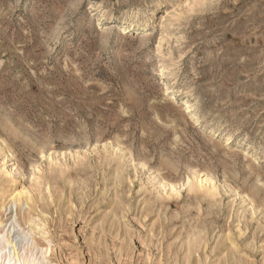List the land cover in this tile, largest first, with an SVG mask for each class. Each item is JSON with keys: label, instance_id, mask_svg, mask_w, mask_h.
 <instances>
[{"label": "rangeland", "instance_id": "374dc122", "mask_svg": "<svg viewBox=\"0 0 264 264\" xmlns=\"http://www.w3.org/2000/svg\"><path fill=\"white\" fill-rule=\"evenodd\" d=\"M0 232L48 264H264V0H0Z\"/></svg>", "mask_w": 264, "mask_h": 264}, {"label": "bare ground", "instance_id": "6f19581e", "mask_svg": "<svg viewBox=\"0 0 264 264\" xmlns=\"http://www.w3.org/2000/svg\"><path fill=\"white\" fill-rule=\"evenodd\" d=\"M131 27H132V25H131ZM165 89H167V88H165ZM187 105H186L187 106L186 109H190L192 107L191 102H188ZM23 195H24L23 192L17 193L12 198L13 205H15L17 203H21ZM13 205H11V208ZM11 228L13 231L19 232L17 239L25 240V242H27L28 244L30 243L31 239L29 238V236H27V235L24 236L23 234H21V230L20 229L18 230L19 226L15 223V221L12 223ZM17 239H9L6 234L0 232V264H48V263H46V261L43 258H39L38 254H31V257L28 258L26 261H24L16 253L17 243L15 241ZM33 246L35 247L36 250H38L40 248V247H38V245H35V244ZM6 252H8L7 257L4 256L6 254Z\"/></svg>", "mask_w": 264, "mask_h": 264}]
</instances>
